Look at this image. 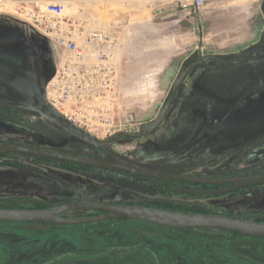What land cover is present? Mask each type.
<instances>
[{"label": "rangeland", "instance_id": "rangeland-1", "mask_svg": "<svg viewBox=\"0 0 264 264\" xmlns=\"http://www.w3.org/2000/svg\"><path fill=\"white\" fill-rule=\"evenodd\" d=\"M7 1L12 9L0 12L3 104L36 105L43 84L54 71L51 44L40 37L42 28L30 17L48 2L64 4L65 20L78 21L86 29L122 34L119 62L123 72L117 77L114 111L119 132H141L150 127L176 79L198 57L185 50L190 36L185 34L188 15L181 11L178 0ZM216 3L221 6L212 8ZM196 15L205 45L211 22L247 24L253 40L261 23L264 26V0H205L202 8L191 12L193 25ZM18 20L37 26L38 32ZM210 47L203 46L201 53L213 56L188 74L156 130L142 138L118 139L106 149L160 171L204 176L262 171L264 27L256 53L243 44L225 54H212L215 50ZM7 116L10 114L0 112V140L41 144L45 139L37 129L57 130L39 114L21 110L14 118L20 131H15ZM65 186L79 188L72 193L75 196L264 220V185L197 197L170 193L152 182L102 170L45 164L22 152L0 159L1 196L51 200ZM0 264H264V238L211 240L133 221L78 226L0 222Z\"/></svg>", "mask_w": 264, "mask_h": 264}, {"label": "water", "instance_id": "water-1", "mask_svg": "<svg viewBox=\"0 0 264 264\" xmlns=\"http://www.w3.org/2000/svg\"><path fill=\"white\" fill-rule=\"evenodd\" d=\"M209 59H211V56H199L195 61L189 63L184 68L182 73L174 82L170 96L158 118L150 127L141 132H117L104 141H99L98 139L92 138L91 136L84 133H77L71 130L68 126H64L61 124V122L46 113L43 110L44 108L46 111H48L45 107L44 99L42 98L43 90L41 92V97L34 106L26 104L0 103V108L21 109L39 114L41 117L61 127L67 134L71 135L78 141L89 147L105 152L109 157H111V159H113L112 161L78 156L64 152L62 150L41 148L12 142L0 143V154L22 152L32 156L52 158L56 161H67L96 168H111L149 179L165 181L181 180L203 184H221L223 182H228L239 184V187L262 184L264 183V173L226 179H205L180 174L164 173L162 171L120 158L109 153L104 148V146L118 139L124 137L142 138L156 130L163 121L168 109L172 105L179 86L183 83L185 78L193 69L203 65ZM238 186L233 187V189L237 188ZM75 210H96L103 212V214L82 217L60 216L61 213ZM121 219L140 221L152 225L180 230H191L198 228L214 229L235 232L246 237L264 238V221L248 220L223 214L187 213L155 207L107 203L95 200H76L67 203L51 205L47 208H0V222L3 223H57L62 225H84Z\"/></svg>", "mask_w": 264, "mask_h": 264}, {"label": "built area", "instance_id": "built-area-1", "mask_svg": "<svg viewBox=\"0 0 264 264\" xmlns=\"http://www.w3.org/2000/svg\"><path fill=\"white\" fill-rule=\"evenodd\" d=\"M178 1L186 14L205 3ZM12 7L9 1L0 0V12H10ZM64 8L61 2H48L42 11L30 14L41 26L40 37L50 42L56 58L54 71L43 84L42 98L48 111L74 129L98 140L107 139L119 132L114 118L119 36L113 30L86 29L78 21L65 20Z\"/></svg>", "mask_w": 264, "mask_h": 264}, {"label": "flooded vegetation", "instance_id": "flooded-vegetation-1", "mask_svg": "<svg viewBox=\"0 0 264 264\" xmlns=\"http://www.w3.org/2000/svg\"><path fill=\"white\" fill-rule=\"evenodd\" d=\"M43 110L46 113H48L51 117H53L56 120H58L59 122H61V124H63L64 126L66 125L71 130L82 134L81 131L74 129L69 124H67L63 120L59 119L57 116L51 114L50 112L46 111L45 109H43ZM20 111H21V109L0 108L1 113L10 114V116H7V117L9 118V121L12 124L11 128L15 131H20L18 128H20L21 125H19V123L16 121V119H14ZM43 119H45V118H43ZM45 120L50 125L56 126L57 130L55 131L52 128H48V127H40L39 129H37V132L44 137V139H45L44 143L37 144V143H31L28 141H17L14 138H8L7 140H5V139L0 140V143H5V142L20 143V144H25V145L37 146V147H41V148L62 150L64 152H67L70 154H75V155L84 156V157H90V158H94V159H101V160H108V161L113 160L105 152L85 145L84 143L73 138L71 135L67 134L61 127L55 125L53 122H51L47 119H45ZM104 140H106V139H99V141H104ZM108 145L104 146L105 150H107L106 147ZM73 146H74V148H73ZM107 151L109 153L113 154L109 150H107ZM13 154L14 153L0 154V159H4L6 156H12ZM113 155H115V154H113ZM35 159L37 161L45 163V164H50V163L55 164L56 163L58 165L71 167V168H74L77 170H86V169L95 170V171L102 170L103 172H106V173H113V174L123 175V176L131 177V178H135V179H139V180H146V181H149V182H152V183L158 185L159 188H162V189L165 188L164 191H169L170 193H180V194H185V195H190V196H197V197H199V196L211 197V196H217V195H224V194L237 192V191L247 189V188H253V187L264 185V183H262V184H258V185L239 187L238 186L239 184H233V183H228V182H223L221 184H203V183H194V182H187V181H181V180H167V181H165V180H158V179H149L146 177H141L138 175H134L131 173H127V172H123V171H119V170L111 169V168H96V167H92V166H85V165H81L78 163H72V162H67V161H56L52 158L43 157V156H35ZM65 162L71 163V165L66 164ZM85 167H87V168L85 169ZM156 170H158V169H156ZM162 172L171 173V174H180V175H186V176H192V177H198V178H205V179H226V178H237V177H245V176L262 174V173H264V169L260 172H256L253 174L248 173V172H242V173H236L234 175H221V176L191 175V174H186V173H182V172L175 173V172L163 171V170H162ZM182 183H185V184H182ZM190 186H196L199 188H205L207 186L208 187L205 188L206 190L196 191V190L189 189ZM235 186H238V187L233 189V187H235ZM60 189L61 190L56 193V196L53 197L54 199H51V200H38V199H33V198H27L25 196L7 197V196H1L0 195V204H5V203H9V202L10 203L11 202H25V203L26 202H35V203H37L39 208H47V207H50L51 205L62 204V203H67V202H71V201H76V200H95V201H101V202H107V203L146 206V205L135 204V203L129 204V203H121L118 201H105V200H101V199H94L93 197H89V196L88 197L87 196H75V195H72V193L77 192L79 190V188H74L71 186L70 187L65 186V190H63L62 188H60ZM147 207H151V206H147ZM155 208H157V207H155ZM99 214H103V212L96 211V210H75V211H67V212L61 213L60 216L82 217V216H92V215H99ZM205 214H223V215H228V216L231 215V214L221 213V212H207ZM233 216L246 219V217H243V216H236V215H233ZM121 220H124V219H121ZM113 221H117V220H113ZM131 221H133V220H131ZM255 221H259V220H255ZM260 221H264V220H260ZM103 222H111V221H103ZM142 223H144V222H142ZM40 224L43 225V223H40ZM53 224H57V223H53ZM90 224H92V223H90ZM84 225H86V224H84ZM67 226H78V225H67Z\"/></svg>", "mask_w": 264, "mask_h": 264}, {"label": "crops", "instance_id": "crops-1", "mask_svg": "<svg viewBox=\"0 0 264 264\" xmlns=\"http://www.w3.org/2000/svg\"><path fill=\"white\" fill-rule=\"evenodd\" d=\"M113 2V1H111ZM88 6V5H87ZM221 5L216 3L212 8H216V7H220ZM206 7V6H205ZM208 8H210V6H207ZM262 7V6H261ZM261 7H260V12H261ZM80 11H83V8H79ZM182 12H184L183 10H181ZM208 12V11H207ZM186 14V13H185ZM188 15V17L186 18V21H188L189 23V29L187 28V31L185 32V34H189V40H188V44L186 46L185 50H188V55H196L198 54L199 56H203L201 51L203 46H210L212 45L213 53L212 54H225V53H229L231 48H233V46H235L236 44H243L244 47H249V48H253L254 49V53H256L258 51V49H256V46L261 42V36H262V29H263V24L261 23V26L259 28V32L258 34H255L253 36V40H251V34L249 33V26L247 24H237V25H223V24H218V22L213 23L211 22L212 25H210L207 33V44H203V38L201 37V24L199 22L198 16L196 15V21L195 24L193 25L191 20H192V16H190L191 14H186ZM195 31V32H194ZM119 36V44H120V48L116 57V75L118 78H120L122 76V66H121V62H119V55L121 52V44L123 41V37L122 34L119 32H116ZM193 33V34H192ZM198 49H200V51L198 52ZM213 55H211L212 57ZM197 57V58H198ZM196 58V59H197ZM195 59V60H196Z\"/></svg>", "mask_w": 264, "mask_h": 264}, {"label": "trees", "instance_id": "trees-1", "mask_svg": "<svg viewBox=\"0 0 264 264\" xmlns=\"http://www.w3.org/2000/svg\"><path fill=\"white\" fill-rule=\"evenodd\" d=\"M66 164L71 165V163H66ZM86 168L87 167H85V169ZM182 184H185V183H182ZM207 187H205V188H207ZM199 197H203V196H199ZM142 205L151 206V207H157V208H162V209H168V210H174V211H179V212H187V213H202V214L207 213L205 211H196V210L182 211L180 209H171V208H167V207H161V206L150 205V204H142ZM0 208H39V206L35 202H26V203L25 202H11L10 203L9 202V203H5V204H0ZM229 216H233V215H229ZM117 221L118 222H126V221H131V220L124 219V220H117ZM133 222H139V221H133ZM43 225H56V224L43 223ZM154 226H157V225H154ZM157 227L166 228V229H173V230H176L178 232L188 233V234L196 235V236H199V237H202V238L211 239V240L217 239V240H220V241H233L236 238L246 237V236H243V235L235 233V232L214 230V229H201V228H198V229H191V230H180V229H174V228L162 227V226H157ZM248 238L259 239V238H256V237H248Z\"/></svg>", "mask_w": 264, "mask_h": 264}]
</instances>
